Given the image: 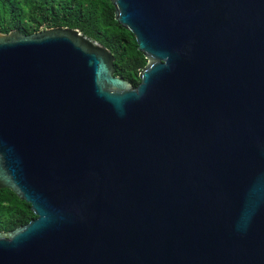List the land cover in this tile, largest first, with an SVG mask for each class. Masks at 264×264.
<instances>
[{
    "label": "water",
    "instance_id": "obj_1",
    "mask_svg": "<svg viewBox=\"0 0 264 264\" xmlns=\"http://www.w3.org/2000/svg\"><path fill=\"white\" fill-rule=\"evenodd\" d=\"M132 83L78 29L0 31V264H264V0H110Z\"/></svg>",
    "mask_w": 264,
    "mask_h": 264
},
{
    "label": "trees",
    "instance_id": "obj_2",
    "mask_svg": "<svg viewBox=\"0 0 264 264\" xmlns=\"http://www.w3.org/2000/svg\"><path fill=\"white\" fill-rule=\"evenodd\" d=\"M54 26H66L106 46L114 56V74L136 86L147 59L137 49L133 33L116 20L110 0H0V31L28 34ZM35 214L30 203L8 188H0V230L27 223Z\"/></svg>",
    "mask_w": 264,
    "mask_h": 264
}]
</instances>
